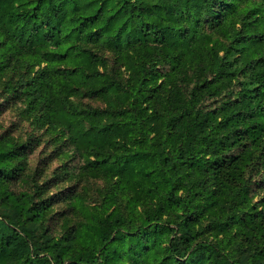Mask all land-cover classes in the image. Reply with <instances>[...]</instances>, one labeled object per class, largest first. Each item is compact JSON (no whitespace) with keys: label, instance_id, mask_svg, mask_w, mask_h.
Masks as SVG:
<instances>
[{"label":"trees","instance_id":"16d2710c","mask_svg":"<svg viewBox=\"0 0 264 264\" xmlns=\"http://www.w3.org/2000/svg\"><path fill=\"white\" fill-rule=\"evenodd\" d=\"M0 98V264H264V0H0Z\"/></svg>","mask_w":264,"mask_h":264},{"label":"rangeland","instance_id":"374dc122","mask_svg":"<svg viewBox=\"0 0 264 264\" xmlns=\"http://www.w3.org/2000/svg\"><path fill=\"white\" fill-rule=\"evenodd\" d=\"M85 101H90L93 104H99V101L96 100H88V98L84 99ZM2 103V99L0 98V105ZM27 129V124L25 122H21V117L19 114V109L17 107H8L7 105L0 106V134L5 132L6 130L11 131L15 135H21L24 138L25 131ZM53 148H49L45 146L44 143L39 144L35 147V149L29 154V169L35 167L36 165H44L46 164L47 174L43 176V180L45 178L52 177L54 171L59 173V183L57 186H53L49 193H57L58 196L55 198V209L60 210L64 209L66 202L60 200L61 191L63 194L66 191H74V190H82L83 187H88V185L92 187H99L104 184L103 180H94L87 179L77 175H70L64 173L63 168H58L65 161L61 157L54 156V154H50ZM58 168V169H57ZM52 183V182H51ZM96 192V191H95ZM91 197L93 196V192L91 190Z\"/></svg>","mask_w":264,"mask_h":264}]
</instances>
